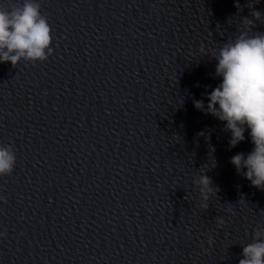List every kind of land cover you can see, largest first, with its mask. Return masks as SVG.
I'll list each match as a JSON object with an SVG mask.
<instances>
[{"label": "clouds", "instance_id": "1", "mask_svg": "<svg viewBox=\"0 0 264 264\" xmlns=\"http://www.w3.org/2000/svg\"><path fill=\"white\" fill-rule=\"evenodd\" d=\"M258 3L259 0H252L247 5L251 19H241L235 38L210 51L212 60L216 61L215 75L221 77L222 82L207 94L206 106L203 100L193 99V104L197 110L225 123L224 130L231 134L230 148L243 142L248 131L253 149L247 155L237 153L230 163L253 187L264 190V32L252 31L257 22L264 24V13L255 8ZM236 7L243 10L239 3ZM52 42V28L38 0H23L22 5L11 8L0 6V63L10 62L17 67L22 59L33 64L43 62L53 54ZM199 50L208 54L204 44ZM212 161L211 166L215 167ZM15 164L13 147L0 146V177L10 176ZM192 183L199 189V207L208 209V201L218 189L205 173ZM0 201L5 198L0 196ZM216 223L222 228L225 221L220 218ZM4 235L0 233V237ZM212 243L209 236V246ZM242 257L239 264H264V228L254 230L253 242L243 246Z\"/></svg>", "mask_w": 264, "mask_h": 264}]
</instances>
